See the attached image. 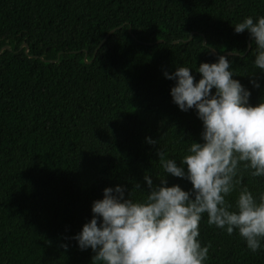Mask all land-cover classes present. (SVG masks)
<instances>
[{"label":"trees","instance_id":"1","mask_svg":"<svg viewBox=\"0 0 264 264\" xmlns=\"http://www.w3.org/2000/svg\"><path fill=\"white\" fill-rule=\"evenodd\" d=\"M247 16H264V0H0V48L10 46L0 53V264H92V250L70 238L103 188L121 184L142 199L145 172L156 184L166 175L157 148L179 162L190 139L200 142L202 122L172 103L164 71L186 66L198 80L201 62L236 51L234 78L250 103L264 98L256 46L246 52L249 35L233 29ZM240 180L264 192V177L241 169ZM199 233L210 246L204 264H264V248L250 251L206 214Z\"/></svg>","mask_w":264,"mask_h":264},{"label":"clouds","instance_id":"2","mask_svg":"<svg viewBox=\"0 0 264 264\" xmlns=\"http://www.w3.org/2000/svg\"><path fill=\"white\" fill-rule=\"evenodd\" d=\"M233 29L247 32L256 46L253 66L264 73V16H247ZM232 63L227 55L201 62L194 69L198 80L186 66L163 72L174 81L172 103L181 111L194 110L202 122L200 142L190 139L179 162L157 148L166 175L156 184L146 171V189L135 185L146 192L142 199H133L121 184L103 188L102 198L91 204V219L70 238L79 249L92 250V264H204L210 247L198 239L204 214L209 226L229 235L235 229L250 251L264 248V192L254 196L239 187L241 169L264 177V98L249 102L251 92L234 78ZM250 83L260 87L255 80ZM146 142L157 145L150 137ZM168 176L191 187L169 185ZM233 192L230 203L226 198Z\"/></svg>","mask_w":264,"mask_h":264},{"label":"water","instance_id":"3","mask_svg":"<svg viewBox=\"0 0 264 264\" xmlns=\"http://www.w3.org/2000/svg\"><path fill=\"white\" fill-rule=\"evenodd\" d=\"M116 29H117V28H113V29H111V30L106 34V36L103 38V40L101 41V43L99 44V46H98L97 49L95 50L94 55L97 53L99 47H101V46L103 45V43H104L105 40L109 37V35L112 34ZM193 35H194V31L191 32V34H190V36H189L188 39H183V40H181V39H177V40H174L173 43H177V42H179V41H188V40H190V39L193 37ZM158 41H162V40H158ZM203 43L206 44V39H205V38H204V40H203ZM22 47H25V52H26V53L29 52V46H28L27 43H23V44L20 46V48H22ZM250 48H251V38L248 39V49H247L246 52H248ZM5 49H10V46H9V45H4L3 47H1V48H0V53H2ZM210 49H212V53H213V54L218 55V51H217L216 49H214V48H210ZM232 53H233L232 51H226V52L221 53L220 55H232ZM238 54H239V53H238ZM42 59H43V57H42ZM85 59H86V57H85ZM46 61L53 62V61H57V59H48V60H46Z\"/></svg>","mask_w":264,"mask_h":264}]
</instances>
